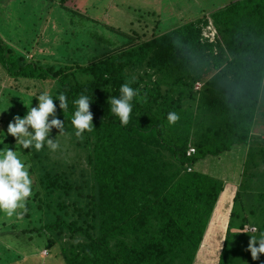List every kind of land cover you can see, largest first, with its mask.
I'll use <instances>...</instances> for the list:
<instances>
[{
  "label": "trees",
  "instance_id": "trees-1",
  "mask_svg": "<svg viewBox=\"0 0 264 264\" xmlns=\"http://www.w3.org/2000/svg\"><path fill=\"white\" fill-rule=\"evenodd\" d=\"M208 18L219 33L215 43L202 38ZM109 28L127 40L57 65L28 59L0 37L3 72L25 91L49 82L55 118L74 149L57 158L46 142L39 151L19 146L32 181L21 216H36L38 233L58 244L65 264H192L203 243L206 255L213 252L223 219L216 264H264V254L253 260L246 250L252 236L264 234V136L251 130L264 94V0H234L147 38ZM133 79L140 98L131 101L125 126L108 101ZM25 91L20 103L33 102ZM81 95L90 99L93 126L77 138L71 121ZM172 111L180 116L175 124L167 120ZM240 145L247 150L235 162L241 165L236 189L196 169L198 160L219 159ZM212 214L215 227L205 236ZM247 225L256 227L249 236Z\"/></svg>",
  "mask_w": 264,
  "mask_h": 264
},
{
  "label": "rangeland",
  "instance_id": "rangeland-1",
  "mask_svg": "<svg viewBox=\"0 0 264 264\" xmlns=\"http://www.w3.org/2000/svg\"><path fill=\"white\" fill-rule=\"evenodd\" d=\"M231 1L234 0H64L60 5L58 0H0V37L14 52L26 55L28 59L57 65L70 58L86 60L98 50L99 45L115 46L127 40L125 34L115 32L109 27L126 33L135 30L138 38H147L206 15ZM39 83L27 91L22 87L16 89L12 79L0 67V148L16 151L26 168L28 162L24 161V153L19 152L21 148L17 146L14 137V143L10 142L11 135L7 134V129L15 116L23 118L31 107H38V91L49 92L48 81L41 83L42 85ZM19 91H25L27 96H32L33 102L20 103ZM23 104H27L29 109ZM23 111L26 113L21 115ZM262 121L264 94L260 97L255 125L252 127L253 131H258L257 134L264 124ZM50 134V139H56L60 144L59 149L52 151L54 157L63 158L74 154V149L68 145L64 133L60 134V130L53 127ZM3 139L6 140L5 144L1 143ZM223 157L226 156L222 155L219 159L212 156L203 158L195 163V167L222 177L225 185L229 182L228 184L237 186L241 169L235 165L234 160L237 159L234 156L230 161H221ZM215 210L216 208L214 212ZM213 214L205 236L210 227H215ZM224 221H219V231L215 234V240L211 239L214 244L213 252L206 255L208 243L205 245L202 242L206 248L195 256L192 264H216L222 245L221 238L225 233L222 228ZM38 226L36 216L24 218L20 209L11 217L0 211V264H65L57 249L58 244H46V233L43 230L38 233ZM238 226L239 221L235 219L232 226L235 235ZM251 226L254 225L245 227L250 231L246 233L247 236L256 230V227L250 230ZM43 248H46V252Z\"/></svg>",
  "mask_w": 264,
  "mask_h": 264
},
{
  "label": "clouds",
  "instance_id": "clouds-1",
  "mask_svg": "<svg viewBox=\"0 0 264 264\" xmlns=\"http://www.w3.org/2000/svg\"><path fill=\"white\" fill-rule=\"evenodd\" d=\"M134 79L125 82L120 87V96L111 97L108 103L111 105V112L118 116L123 125H128L130 114L132 112L131 101L134 97L140 98L138 89L131 87ZM39 100L38 107H31L25 117L15 116L13 121L9 123L7 134L13 136L17 141V146L23 149L34 148L41 150L45 142L51 151L60 148V144L56 139H50L49 134L53 127L60 130V134L64 132V122L55 118L56 105L53 98L47 91L37 96ZM60 108L65 112L67 109V98L61 93L58 98ZM144 99V98H142ZM77 110L72 118V125L75 129L77 138H82L85 131H92L93 114L90 111V99L81 95L79 99L74 101ZM49 116L53 119L49 121ZM180 116L175 112H169L167 120L169 124H175ZM33 131H29V129ZM32 181L25 164L18 158L16 151L10 148L0 150V211L5 212L9 217L16 213L17 209H24L25 201L31 196ZM257 243L259 247H257ZM247 251L251 252L252 259L258 260L261 254H264V234L259 239L251 238Z\"/></svg>",
  "mask_w": 264,
  "mask_h": 264
},
{
  "label": "built area",
  "instance_id": "built-area-1",
  "mask_svg": "<svg viewBox=\"0 0 264 264\" xmlns=\"http://www.w3.org/2000/svg\"><path fill=\"white\" fill-rule=\"evenodd\" d=\"M207 20L208 22L204 25L202 29V38L205 41L215 43L219 37V33L217 31V28L213 24L212 20H210L209 18ZM201 86H202V82L195 81V84H194L195 89H199ZM262 135L264 136V132ZM194 152H195V148L193 146H189L186 151V155H192ZM249 229L253 230L255 229V226H251V228Z\"/></svg>",
  "mask_w": 264,
  "mask_h": 264
},
{
  "label": "crops",
  "instance_id": "crops-1",
  "mask_svg": "<svg viewBox=\"0 0 264 264\" xmlns=\"http://www.w3.org/2000/svg\"><path fill=\"white\" fill-rule=\"evenodd\" d=\"M263 123H264V121H262ZM255 125V124H254ZM262 127H261V129L259 130V134L258 135H261V132H263V130H264V124L263 125H261ZM252 130V132L253 133H255V134H257V132L258 131H253V128L251 129ZM246 148V147H245ZM244 148V146H241V147H239L238 146V148H233L231 151L233 152V153H226L224 156H226V157H223L222 159H226V160H232V158H234V156L236 157V159H237V161L236 160H234V162H236V163H238V165L240 164V163H242V161L244 160V156H245V153H246V150L247 149H245ZM235 149V150H234ZM229 154H231L230 156H229ZM230 158H229V157ZM241 166V165H240ZM240 172H241V170H240ZM237 180H239V178H237ZM229 183V182H228ZM227 183V184H228ZM238 183V182H237ZM232 184V183H231ZM234 185V184H233ZM236 187L237 186H235V189H236ZM225 188H226V185H225ZM234 189V190H235ZM218 202V201H217ZM216 202V203H217ZM217 205V204H216ZM215 205V206H216ZM230 205H231V200H230ZM230 207V206H229ZM231 208V207H230ZM229 211H230V209H229ZM227 220H228V218H227ZM226 223H227V221H226ZM226 229V228H225ZM224 229V230H225Z\"/></svg>",
  "mask_w": 264,
  "mask_h": 264
},
{
  "label": "water",
  "instance_id": "water-1",
  "mask_svg": "<svg viewBox=\"0 0 264 264\" xmlns=\"http://www.w3.org/2000/svg\"><path fill=\"white\" fill-rule=\"evenodd\" d=\"M223 190H224V189H223ZM232 196H233V194H232ZM232 196H231V197H232Z\"/></svg>",
  "mask_w": 264,
  "mask_h": 264
}]
</instances>
